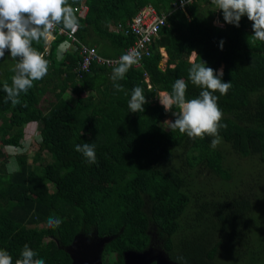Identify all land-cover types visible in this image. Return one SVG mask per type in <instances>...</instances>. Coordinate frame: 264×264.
Instances as JSON below:
<instances>
[{
  "label": "trees",
  "instance_id": "1",
  "mask_svg": "<svg viewBox=\"0 0 264 264\" xmlns=\"http://www.w3.org/2000/svg\"><path fill=\"white\" fill-rule=\"evenodd\" d=\"M206 1L174 9L179 0H69L73 8L88 5L85 16L75 12L78 38L109 58L132 42L113 31L117 23L146 4L168 13L150 54L118 81L124 91L111 79L117 63L93 62L78 77L77 52L56 56L61 35L46 54L44 39L33 43L50 61L49 71L13 107L3 83L11 85L14 65L0 58V249L13 264L25 244L45 264H71L66 247L75 235L95 233L109 238L103 264H123L125 251L151 245L175 264H183L177 257L187 264H264V41L253 38L247 16L236 27ZM192 52L197 56L190 60ZM199 59L215 71L222 66L223 81L232 84L226 95L214 93L227 125L215 148L212 137L192 139L162 126L168 111L157 101L177 79L187 83V99L198 97L202 89L189 80V69ZM136 86L148 101L143 112L128 108ZM33 121L40 122L38 148L31 161L24 152L14 154L17 169L10 172L4 147H21L24 126ZM85 142L95 145L96 163L75 151ZM231 153L263 166L253 175L260 193L244 186ZM53 214L63 221L59 228L48 227Z\"/></svg>",
  "mask_w": 264,
  "mask_h": 264
},
{
  "label": "clouds",
  "instance_id": "2",
  "mask_svg": "<svg viewBox=\"0 0 264 264\" xmlns=\"http://www.w3.org/2000/svg\"><path fill=\"white\" fill-rule=\"evenodd\" d=\"M180 2L181 7L185 3L191 4V0ZM212 3L218 10H222L224 21L236 27H239L241 18L247 16L252 22L253 38L264 41V0H212ZM61 25V30L70 32H75L80 26L69 0H0V58H3L8 50L11 59L15 61L11 69L14 73L11 85L7 81L3 83V91L7 94L6 103L10 101L13 107L21 104V93L27 94L35 81L42 80L48 74L50 61L33 47V43L47 40L53 30ZM220 47L222 50L223 41ZM61 48L63 49L64 45H61ZM192 53L197 56L195 52ZM141 58L139 51L120 56L118 66L114 67L111 76L116 91H124L118 81L124 80L129 69L139 63ZM223 74V68L215 71L200 59L199 62H192L189 80L202 89L199 96L187 99L188 85L183 79H177L171 93L161 101L165 111H171L173 106L179 109L178 112H173L175 120L170 121L171 130H179L192 139L212 137L213 148L221 142L219 131L227 125L221 123L223 111L218 105L219 97L214 93L226 95L232 87L231 82L223 81ZM146 103L148 101L143 94V88L134 87L128 104L129 110L143 112ZM75 151L81 153L88 163L97 162L94 144H77ZM62 222V219L54 214L47 220L50 228H59ZM176 259L187 264L184 257ZM0 264H13L12 256L4 249H0ZM15 264H45V261L38 258L37 252L25 244Z\"/></svg>",
  "mask_w": 264,
  "mask_h": 264
},
{
  "label": "built area",
  "instance_id": "3",
  "mask_svg": "<svg viewBox=\"0 0 264 264\" xmlns=\"http://www.w3.org/2000/svg\"><path fill=\"white\" fill-rule=\"evenodd\" d=\"M173 8H182L180 0L177 5H173ZM74 9L75 12H77L80 16H85L88 12V5L81 3L76 5ZM167 15L168 13L159 12L152 4H146L142 6L137 11V13L125 23H117L113 27V31L131 37L132 42L124 49V52L116 58H109L99 55L97 49L94 46H89L78 38L76 35L77 30L75 32L61 30L62 26H58L56 29H54L53 33L47 38V40L52 41L57 36H64L63 41L59 43L57 49H59L61 45H64V48H61V57L67 51L77 52L80 55L81 60L74 69L75 73L78 75V77H80L83 72H89L90 65L93 62L105 64L106 66H114L119 60L120 56L128 52L139 51L142 58L150 54L149 44H151L152 40L157 36L160 28L166 24ZM140 65L141 60L139 63L135 64V66ZM12 147L13 148H9L5 151L13 155L16 153H22L21 151H17V148L21 149L22 145L21 147Z\"/></svg>",
  "mask_w": 264,
  "mask_h": 264
},
{
  "label": "rangeland",
  "instance_id": "4",
  "mask_svg": "<svg viewBox=\"0 0 264 264\" xmlns=\"http://www.w3.org/2000/svg\"><path fill=\"white\" fill-rule=\"evenodd\" d=\"M210 1L211 2L206 1L202 4L204 6L210 7L211 9L214 8L217 11L218 10L217 7L212 3V0H210ZM215 24H218V22L215 21ZM59 49L61 50V46L59 47ZM192 57L194 58L193 53L190 55V60H193ZM8 59H10V58H7V60ZM164 62H165V60L163 59V61L161 62V67H164V65H165ZM6 63L9 64V66H12L9 61H7ZM5 66H7V65L5 64ZM221 68H222V66H220L217 70L219 71ZM1 74H2V69L0 68V76H1ZM68 93L66 94V97L69 96ZM167 96H168L167 94H166V96H164L161 92H158V96H157L158 103L163 105L161 101L165 100L167 98ZM172 117H173V112L168 111L166 117L162 120V126H164L167 130L171 127L170 121H172ZM39 128H40V122H30V123L25 124V126H24V133L25 134H24V137L21 139L22 148L21 149L17 148V151H21L22 153L24 152L28 155L29 161H31V156L34 154V152L38 148ZM9 148H13L12 145L5 146L4 150H7ZM4 154L7 157V164H6L7 170L10 172L15 171L17 169V164H16V160H15L14 155L9 154L6 151H4ZM48 156L49 155L47 153H44V157L46 158V160L48 159ZM228 156H229L230 161H233L232 167L234 166V167H236V169L244 171V175H242L244 182H245L244 186L247 189H249L252 193H255V192L260 193V190H261L260 185L257 183L256 184L253 183V175H254V173L261 170V168L263 166L258 165L257 161L251 157H246V158L237 157V158H235L236 155H234L233 153L229 154ZM205 180H206V183L209 182L208 178H206ZM152 238L154 241H157V242L159 241V239L158 238L155 239L154 236H152ZM48 239H51V238H48ZM46 240H45V242H46ZM79 242H80L79 244H76V245H73L72 247H70V250L72 251V256H74L75 264H99L98 252H97L99 249V238L97 240L95 239L94 242H93V240L83 241V242L79 241ZM148 248L151 249L149 251L150 258H151V261L149 262V264H151L153 262L152 260H154V258L157 261L158 255H160L159 256L160 264H175V263L171 262L170 260H168V258L166 257V255L164 254V252L160 248H157V247L152 246V245L149 246Z\"/></svg>",
  "mask_w": 264,
  "mask_h": 264
},
{
  "label": "water",
  "instance_id": "5",
  "mask_svg": "<svg viewBox=\"0 0 264 264\" xmlns=\"http://www.w3.org/2000/svg\"><path fill=\"white\" fill-rule=\"evenodd\" d=\"M98 238H99V249L97 251L98 252V261H99V264H102L101 253L103 251L105 243H107L109 241V238L108 237H100L96 233L91 238L85 237L81 234L75 235L72 243L66 247V250L68 251V253L71 256V264H75V260H74V256H72V251L70 250V247H72L73 245L79 244L80 243L79 241L83 242V241L93 240V242H94V240L95 239L97 240ZM150 250L151 249L147 248V249H144L142 251H137V250L125 251L123 253L124 264H149V262L151 261L150 253H149ZM159 256L160 255H158L156 264H160Z\"/></svg>",
  "mask_w": 264,
  "mask_h": 264
},
{
  "label": "crops",
  "instance_id": "6",
  "mask_svg": "<svg viewBox=\"0 0 264 264\" xmlns=\"http://www.w3.org/2000/svg\"><path fill=\"white\" fill-rule=\"evenodd\" d=\"M51 42L52 41H49V40H44V54H46L47 53V51H48V49H49V47H50V45H51ZM61 52H62V49L60 50V49H57L56 50V56H57V58H60L61 56ZM7 58H10V59H8L7 60ZM18 59V58H17ZM192 59H193V57H192ZM4 65L6 64L7 66H9V64H7L6 62L7 61H9L10 63H11V65L13 66L14 65V62L15 61H13L12 59H11V57H10V53H9V51L7 50L6 52H5V56H4ZM5 67V66H4ZM4 67H1L2 69L4 68ZM167 94V93H166Z\"/></svg>",
  "mask_w": 264,
  "mask_h": 264
},
{
  "label": "flooded vegetation",
  "instance_id": "7",
  "mask_svg": "<svg viewBox=\"0 0 264 264\" xmlns=\"http://www.w3.org/2000/svg\"><path fill=\"white\" fill-rule=\"evenodd\" d=\"M102 261V260H101ZM153 262L151 263V264H155L157 261L155 260V258H154V260H152ZM102 264H103V261H102ZM123 264H124V258H123Z\"/></svg>",
  "mask_w": 264,
  "mask_h": 264
},
{
  "label": "bare ground",
  "instance_id": "8",
  "mask_svg": "<svg viewBox=\"0 0 264 264\" xmlns=\"http://www.w3.org/2000/svg\"><path fill=\"white\" fill-rule=\"evenodd\" d=\"M161 93H162L164 96H166V94H165L166 92H161ZM163 99H164V98H163Z\"/></svg>",
  "mask_w": 264,
  "mask_h": 264
}]
</instances>
